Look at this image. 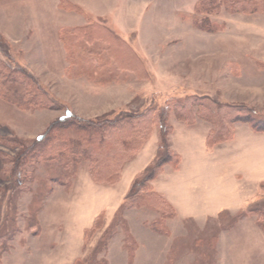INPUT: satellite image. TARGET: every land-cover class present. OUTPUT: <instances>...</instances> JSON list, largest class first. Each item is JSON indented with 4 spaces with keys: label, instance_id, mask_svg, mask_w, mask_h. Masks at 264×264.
<instances>
[{
    "label": "rangeland",
    "instance_id": "obj_1",
    "mask_svg": "<svg viewBox=\"0 0 264 264\" xmlns=\"http://www.w3.org/2000/svg\"><path fill=\"white\" fill-rule=\"evenodd\" d=\"M198 1L0 0V64L14 78H0V264H119V255L134 264L141 245L133 231L142 226L155 236V259L164 254L165 264H264V133L247 124L236 123L235 140L211 153L205 137L212 124L188 126L171 117L163 147L156 129L116 183L94 181L85 160L70 188L43 172L31 178L16 170L20 155L66 116L100 124L187 97L264 114V71L256 67L264 62V12L199 13ZM18 89L29 94L16 98L39 106L9 101ZM243 153L231 174L214 179L208 163ZM181 155L205 165L189 170L182 185L189 197L167 219L171 232L153 231L149 223L158 213L124 200L155 165ZM155 179L149 181L161 193L166 175L162 185ZM146 254L142 260L153 258Z\"/></svg>",
    "mask_w": 264,
    "mask_h": 264
},
{
    "label": "trees",
    "instance_id": "obj_2",
    "mask_svg": "<svg viewBox=\"0 0 264 264\" xmlns=\"http://www.w3.org/2000/svg\"><path fill=\"white\" fill-rule=\"evenodd\" d=\"M221 7L230 12L262 13L264 12V0H199L195 5V9L199 13L218 10ZM198 24L201 27L200 29L204 27L202 20ZM215 25L212 24L213 29H217L218 26L215 27ZM113 40L118 41L114 37ZM256 67L258 70L264 71V62L257 61ZM3 71L4 67L0 64V78L14 80L11 74L5 75ZM20 74L23 78L31 79L24 73ZM32 83L34 82L32 81ZM20 85L23 88L26 84ZM3 87L0 82V94H4ZM5 92H9V90ZM19 94L27 96L29 92H22L20 89L15 90V93L9 95L8 100L22 109L39 106L38 102L32 99L16 98V95ZM40 95L46 97L42 92H40ZM3 96L5 98V95ZM42 105L43 103L40 106ZM171 117L189 126L194 125L198 120L212 124L205 140L208 150L213 149L217 144L231 141L235 136L234 125L236 123L247 124L255 133H264V114H260L256 109L246 104L220 105L217 101L208 97H187L184 100L172 99L166 102L163 108L158 111L155 108H150L141 114L130 115L121 120L115 118L100 124H75L69 122L71 116H66L60 119V122H58L60 126L52 129L50 135H47L48 133L42 134L36 139L37 141L33 146H30L28 150L20 155L19 163L15 162L16 170L26 171L31 178H38L37 171L43 172L47 174L43 176H50V179L62 183L65 188H70L76 174L77 165L80 161L85 160L89 162L90 174L94 181L98 180L109 184L116 183L120 180L125 165L137 157L143 144L151 139L156 129L159 135L158 138L162 139V142H157L158 148L163 147L164 138L173 130L168 123ZM124 125L126 128H124ZM107 144H109V148L105 153L103 152L104 154H99V151L97 153L96 149L98 147L102 148ZM31 160L33 162L28 164ZM180 161L181 157L176 156L174 159L164 160L155 165L156 167L147 176L146 181H143L144 183L139 182V180L136 181L133 185L134 191L132 190L124 200V203H129V206L139 207L144 205L158 213L159 216L149 223V227L153 231L169 234L171 231L167 219L176 216V212L168 200L161 193L155 191L149 180L155 179L162 173V166L166 163L172 169L177 170ZM39 188L40 190L44 189L42 185L38 186ZM261 215L264 217V214L261 213ZM258 223L260 224V222ZM133 243L136 246L134 241Z\"/></svg>",
    "mask_w": 264,
    "mask_h": 264
},
{
    "label": "crops",
    "instance_id": "obj_3",
    "mask_svg": "<svg viewBox=\"0 0 264 264\" xmlns=\"http://www.w3.org/2000/svg\"><path fill=\"white\" fill-rule=\"evenodd\" d=\"M200 121V120H198ZM238 124V123H237ZM235 124V136L234 138L231 140V141H234L235 140V137H236V125ZM244 124V123H242ZM189 126V125H188ZM251 129V128H250ZM252 131V130H251ZM209 132V129L206 133V136ZM253 132V131H252ZM255 133V132H254ZM258 134H262V133H258ZM205 140H206V137H205ZM231 141H227V142H223V143H230ZM222 143L220 144H217L213 147V149L211 150H208L207 148V151H211V153L214 152V150L217 148V147H220ZM206 147V145H205ZM246 155V153H243L242 155H239V156H234V155H231L229 157H227L226 160H220V161H216V160H213V162H210L208 164L211 165L212 169L215 170L214 172V175H215V180H220L222 178H224L227 174H231L230 170L233 166V164L237 161H238L244 157ZM205 165L204 162H186L184 161L183 159V155H181V161H180V164H179V168L177 170H174L172 169V167L170 165H167L164 170H163V173H161L155 180H154V184L155 185H162L163 184V181H164V176L166 175V183H165V186H164V189H159V192H161V194L166 198L168 199L172 205L174 206L175 208V211H176V216L179 215V210H178V206H177V201H176V197L175 196H179V197H184L181 196V193L178 192L180 190H182V185L184 183H188L189 182V177L191 176V172L189 171L190 169L194 168V166H196V168H202L203 166ZM170 169V170H168ZM236 177H234L233 179H235ZM192 179V178H191ZM233 179H229V182H228V185L226 186L227 189L229 188H232V184H231V181L233 183ZM178 183V186H174L175 184ZM231 185V186H230ZM221 187L219 185H217V190H219ZM188 189H185V191H187ZM198 191L200 193H203L204 192V189L203 187H200L198 189ZM184 192V191H183ZM178 193V194H177ZM189 196L185 195V198L188 199ZM203 208L206 207V205H202ZM208 214V213H207ZM188 218V217H186ZM141 230H136L137 234L134 232L137 240L139 241V244L141 245V251L138 253L136 259L134 260V264H165L167 260H165L164 258V254L163 256L160 255L159 253V258L158 259H155V254L154 252H156V245L157 242L156 240H153L155 238V236H153L152 234H149V232L147 231V229L142 226V228H140ZM143 229H146L143 230ZM219 241V240H218ZM147 251V254L146 256L149 257L151 256V254H153V258L151 259H146V260H142L143 258V255H145V252ZM127 257H125L126 259ZM119 264H129L127 260H122V257L119 255ZM112 264V261L111 263Z\"/></svg>",
    "mask_w": 264,
    "mask_h": 264
},
{
    "label": "bare ground",
    "instance_id": "obj_4",
    "mask_svg": "<svg viewBox=\"0 0 264 264\" xmlns=\"http://www.w3.org/2000/svg\"><path fill=\"white\" fill-rule=\"evenodd\" d=\"M183 191H184V190H180V191H178V192L181 193V196H183V194H184ZM175 197H176V201H177V203H178L179 205H181V206L186 205V204H185V201H187V198H185V195H184V197H179V196H175ZM203 204H204V205H205V204L207 205V203H205V200H204Z\"/></svg>",
    "mask_w": 264,
    "mask_h": 264
}]
</instances>
